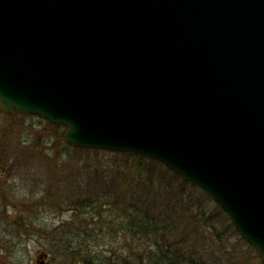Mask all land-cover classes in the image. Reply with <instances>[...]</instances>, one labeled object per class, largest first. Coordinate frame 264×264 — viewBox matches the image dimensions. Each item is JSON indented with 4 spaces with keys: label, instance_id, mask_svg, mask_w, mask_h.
<instances>
[{
    "label": "water",
    "instance_id": "95a60500",
    "mask_svg": "<svg viewBox=\"0 0 264 264\" xmlns=\"http://www.w3.org/2000/svg\"><path fill=\"white\" fill-rule=\"evenodd\" d=\"M0 111L162 163L264 264V0H0Z\"/></svg>",
    "mask_w": 264,
    "mask_h": 264
},
{
    "label": "rangeland",
    "instance_id": "374dc122",
    "mask_svg": "<svg viewBox=\"0 0 264 264\" xmlns=\"http://www.w3.org/2000/svg\"><path fill=\"white\" fill-rule=\"evenodd\" d=\"M54 125L38 116L0 111V264H38L42 253L44 264H78L63 255L66 247L78 244L98 257L109 256L111 249L126 251L120 231L109 235L92 224L79 229V220L96 218L89 210H71L70 204L89 195L94 183L87 181L96 169L115 168L116 175L119 168L131 169V162L110 153L76 151L64 137L61 141L62 130ZM104 215L109 220L111 212ZM221 234L238 260L263 264L259 252L233 233Z\"/></svg>",
    "mask_w": 264,
    "mask_h": 264
},
{
    "label": "trees",
    "instance_id": "16d2710c",
    "mask_svg": "<svg viewBox=\"0 0 264 264\" xmlns=\"http://www.w3.org/2000/svg\"><path fill=\"white\" fill-rule=\"evenodd\" d=\"M53 127L61 128L63 141L65 127ZM75 149L125 157L132 165L124 171L119 168L116 175L115 168L96 169L95 178L87 181L94 183L89 195L70 204L71 210L81 214L89 210L96 218L95 222L79 220V229L92 224L109 235L120 231L126 251L111 249L109 256L98 257L81 244L66 247L63 255L78 264H244L226 250L221 233H233L238 242L255 250L206 192L163 164L130 153Z\"/></svg>",
    "mask_w": 264,
    "mask_h": 264
}]
</instances>
